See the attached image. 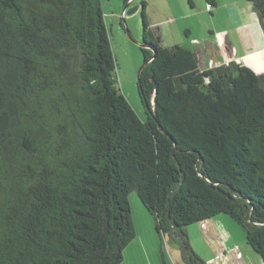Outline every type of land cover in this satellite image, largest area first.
Masks as SVG:
<instances>
[{
    "label": "trees",
    "instance_id": "obj_1",
    "mask_svg": "<svg viewBox=\"0 0 264 264\" xmlns=\"http://www.w3.org/2000/svg\"><path fill=\"white\" fill-rule=\"evenodd\" d=\"M142 7L147 120L118 88L102 0H0V264H121L133 191L188 264L204 261L186 227L221 214L264 263V74L201 69L153 42Z\"/></svg>",
    "mask_w": 264,
    "mask_h": 264
},
{
    "label": "rangeland",
    "instance_id": "obj_2",
    "mask_svg": "<svg viewBox=\"0 0 264 264\" xmlns=\"http://www.w3.org/2000/svg\"><path fill=\"white\" fill-rule=\"evenodd\" d=\"M142 1L102 0V7L116 61L118 88L141 120H147L138 91L144 65ZM144 1L154 43L162 47L181 45L192 51L201 46L209 65L210 49L215 42L219 45L215 32L224 31L229 25L225 9L230 0H216L217 5L211 7L207 0ZM249 29L252 28L245 30ZM214 53L218 55L217 51ZM129 201L135 237L124 249L121 264H188L182 239L158 232L154 217L136 191L130 194ZM186 230L192 249L204 264H264L247 243L243 228L226 214L191 224Z\"/></svg>",
    "mask_w": 264,
    "mask_h": 264
},
{
    "label": "crops",
    "instance_id": "obj_3",
    "mask_svg": "<svg viewBox=\"0 0 264 264\" xmlns=\"http://www.w3.org/2000/svg\"><path fill=\"white\" fill-rule=\"evenodd\" d=\"M214 2L217 5V1L214 0ZM226 5V18L229 25L224 31L215 32L219 45L215 42V47L210 49L209 65L204 48L200 46L197 51L194 50L199 56L201 69L225 65L234 60L248 66L257 74H264V29L252 2L230 0ZM246 28L254 30L247 31ZM256 33L257 35L254 36ZM216 51L218 55L214 53ZM217 59H219L218 62ZM210 63H212L211 66Z\"/></svg>",
    "mask_w": 264,
    "mask_h": 264
},
{
    "label": "water",
    "instance_id": "obj_4",
    "mask_svg": "<svg viewBox=\"0 0 264 264\" xmlns=\"http://www.w3.org/2000/svg\"><path fill=\"white\" fill-rule=\"evenodd\" d=\"M144 65H145V63H144ZM144 65H143V66H144ZM141 69H142V68H141ZM155 92H156V91H155ZM153 105H154V102H153Z\"/></svg>",
    "mask_w": 264,
    "mask_h": 264
}]
</instances>
